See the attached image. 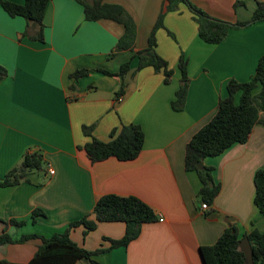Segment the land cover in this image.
<instances>
[{"label":"crops","instance_id":"obj_1","mask_svg":"<svg viewBox=\"0 0 264 264\" xmlns=\"http://www.w3.org/2000/svg\"><path fill=\"white\" fill-rule=\"evenodd\" d=\"M103 1L124 7L137 26L134 49L146 47L163 0ZM235 1H240L236 8ZM258 1L264 0H190L230 23L248 20ZM163 23L155 34L156 50L173 69L168 83L150 66L136 70L138 60L130 50L111 57L123 26L110 19L85 20L78 0H49L43 42L23 35L34 33L35 27H27L23 17L10 16L0 5V65L8 73L0 81V178L26 152H41L45 162L43 174L0 188V219L20 223L5 227L0 221V235L5 231L13 240L37 235L0 245V260L29 261L41 244L40 236L61 233L84 215L93 218L95 201L110 193L138 197L154 210L156 220L143 223L138 237L126 246L114 248L110 239L124 235L123 222H98L86 235L83 225L74 227L70 238L89 251L100 250L91 257L99 264H203L199 247L214 244L226 228L234 226L239 237L264 230V215L253 202L254 173L264 168V125L256 123L246 142L204 158L203 165L211 168L220 186L207 209L200 206L197 173L184 167L185 146L227 95V81L248 80L264 55V20L230 29L217 44L199 37L197 23L183 3L167 12ZM181 52L187 58L189 86L184 107L175 110L171 102L179 87ZM128 60L125 91L118 102L113 93L120 77L100 71L79 78L69 90L73 71L117 72ZM131 123L145 134L135 159L89 160L84 145L92 137L108 141L112 129ZM83 126H93L90 135ZM35 209L41 212L33 219ZM76 264L91 263L82 259Z\"/></svg>","mask_w":264,"mask_h":264},{"label":"trees","instance_id":"obj_2","mask_svg":"<svg viewBox=\"0 0 264 264\" xmlns=\"http://www.w3.org/2000/svg\"><path fill=\"white\" fill-rule=\"evenodd\" d=\"M83 6L84 18L87 21L110 19L123 26V33L118 38L115 46L110 52L113 57L122 50H130L136 57L138 64L136 70L150 66L155 72H162L163 81L168 83L173 74V69L168 66L167 61L161 57L157 50L156 31L164 27L163 19L167 12L178 9L180 3L185 4L193 14L197 23L199 37L207 42L217 44L223 41L228 31L233 28H242L250 24L264 20V1H258L252 16L246 21L230 23L208 15L203 9L192 4L190 0H163L161 10L151 28L147 38V45L142 49H134L137 26L133 17L116 3H107L103 0H91L87 2L78 0ZM49 0H24L23 3H14L0 0V5L10 16H21L27 22V27H35L34 33L23 35L31 40L43 42V16ZM240 4L235 1L234 8ZM168 34L173 37L172 33ZM177 67L180 70L179 87L175 92V100L171 102L175 110L184 107L189 76L187 73V58L181 52ZM130 68V60L123 62L117 72H110L101 68L77 69L69 74L71 84L69 90L76 88L79 78L87 76L91 71H100L106 75L119 76L120 83L113 93L114 102L124 94V77ZM7 69L0 65V81L7 77ZM227 95L218 100L216 112L212 118L198 129L185 146L184 167L187 171H195L201 182L199 189V200L201 203L212 204L217 196L220 186L215 183L211 176V168L203 165L202 169L197 163L204 158L216 156L234 143L247 141L253 126L256 123L264 125V55L259 59L254 73L246 81L230 79L226 83ZM239 92L238 100L235 94ZM93 126H83L84 133L90 135ZM145 134L138 124H126L112 129L110 140L102 141L92 137L84 145L86 156L91 162L101 161L114 157L120 161L135 159L142 150ZM45 162L39 151L26 152L19 163L9 169L0 178V188L14 186L23 181L29 182V177L35 171H44ZM254 197L253 202L258 211L264 215V168L254 173ZM41 212L35 209L32 218ZM93 218L88 215L78 220L71 221L61 233H55L50 237L40 236L41 244L36 249L31 259L25 263H15L5 259L0 264H76L78 260H88L91 264H99L92 260V256L100 250L89 251L80 247L70 238V231L78 226H84V235L95 229L98 222H116L125 224L124 235L120 239H110V248L126 246L130 241L137 238L141 231V225L156 220L154 210L143 200L136 196H121L117 194H105L100 196L92 208ZM4 223L5 227L11 224H20L18 221L9 219ZM37 235L30 234L13 240L4 231L0 235V245L12 242H21L35 238ZM247 237L252 248V263L264 264V230L262 232L253 230L243 237L238 236L234 226L226 228L212 245L199 247L203 264H248L244 253L239 248V242Z\"/></svg>","mask_w":264,"mask_h":264},{"label":"water","instance_id":"obj_3","mask_svg":"<svg viewBox=\"0 0 264 264\" xmlns=\"http://www.w3.org/2000/svg\"><path fill=\"white\" fill-rule=\"evenodd\" d=\"M197 167L199 169H202L203 162L202 161L198 162ZM239 248L244 253L246 263L251 264L252 263V248H251L250 242L247 237H244L239 242Z\"/></svg>","mask_w":264,"mask_h":264},{"label":"built area","instance_id":"obj_4","mask_svg":"<svg viewBox=\"0 0 264 264\" xmlns=\"http://www.w3.org/2000/svg\"><path fill=\"white\" fill-rule=\"evenodd\" d=\"M52 173H53V170H52V169H49V174H52ZM200 206H201L202 209H207V208H208V204H206V203H204V202L201 203ZM159 220L162 221L163 218L160 216V217H159Z\"/></svg>","mask_w":264,"mask_h":264},{"label":"rangeland","instance_id":"obj_5","mask_svg":"<svg viewBox=\"0 0 264 264\" xmlns=\"http://www.w3.org/2000/svg\"><path fill=\"white\" fill-rule=\"evenodd\" d=\"M192 16H193V14H192ZM172 35H173V34H172ZM35 173H42V174H43V172H42V171H39V172H38V171H35Z\"/></svg>","mask_w":264,"mask_h":264}]
</instances>
